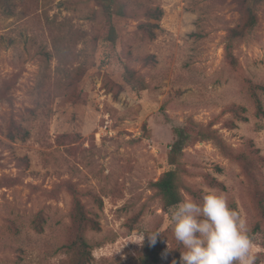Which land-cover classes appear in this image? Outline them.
I'll list each match as a JSON object with an SVG mask.
<instances>
[{
    "label": "rangeland",
    "instance_id": "rangeland-1",
    "mask_svg": "<svg viewBox=\"0 0 264 264\" xmlns=\"http://www.w3.org/2000/svg\"><path fill=\"white\" fill-rule=\"evenodd\" d=\"M117 1L0 6V264L179 261L171 169L182 200L227 194L264 264V0Z\"/></svg>",
    "mask_w": 264,
    "mask_h": 264
},
{
    "label": "clouds",
    "instance_id": "clouds-1",
    "mask_svg": "<svg viewBox=\"0 0 264 264\" xmlns=\"http://www.w3.org/2000/svg\"><path fill=\"white\" fill-rule=\"evenodd\" d=\"M169 219L183 249L172 264H255L247 219L230 206L225 192L205 188L201 200L185 198L173 206ZM149 236L155 244L159 233Z\"/></svg>",
    "mask_w": 264,
    "mask_h": 264
},
{
    "label": "trees",
    "instance_id": "trees-1",
    "mask_svg": "<svg viewBox=\"0 0 264 264\" xmlns=\"http://www.w3.org/2000/svg\"><path fill=\"white\" fill-rule=\"evenodd\" d=\"M10 0H0V6L8 8V3ZM100 6L104 9V12L106 15H108L110 18L112 17L113 14H117L118 16H123V10L122 8L118 5L117 0H97ZM261 1V0H259ZM116 9V10H115ZM256 23V18L253 15V13L250 11L249 12V18L248 21L246 22V26L248 27H253ZM106 40L109 42H115L116 40V32L114 27L111 25L109 28V33L106 37ZM264 113V112H263ZM180 148L175 144L172 150V154L175 155L176 152H178ZM171 165L175 164L174 157L171 158ZM178 174L177 171L174 169H171L167 171L163 177L155 183V186L157 187L165 207L167 208H172L173 206L177 205L182 201V196L180 194V190L178 187ZM80 220L84 223V218L82 219L80 217ZM83 239V238H82ZM83 244L80 247L83 249V254H86V248H87V243L85 240H81L80 242ZM160 260L155 254V251L152 250L151 254L147 255L146 257L142 258L140 264H159ZM78 264H82V260L79 259Z\"/></svg>",
    "mask_w": 264,
    "mask_h": 264
}]
</instances>
